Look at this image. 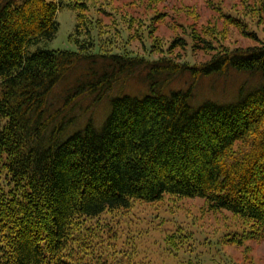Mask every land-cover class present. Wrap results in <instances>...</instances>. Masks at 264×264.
<instances>
[{
  "label": "trees",
  "instance_id": "obj_1",
  "mask_svg": "<svg viewBox=\"0 0 264 264\" xmlns=\"http://www.w3.org/2000/svg\"><path fill=\"white\" fill-rule=\"evenodd\" d=\"M61 5L0 0V264H120L104 216L166 195L201 198L264 231V42L219 49L197 64L39 47L55 36ZM230 69L259 80L227 102H194L193 82L165 89L183 73ZM139 72L144 92L110 93ZM86 96L107 98L100 122L82 105ZM160 236L162 250H182L195 264L189 231Z\"/></svg>",
  "mask_w": 264,
  "mask_h": 264
},
{
  "label": "rangeland",
  "instance_id": "obj_2",
  "mask_svg": "<svg viewBox=\"0 0 264 264\" xmlns=\"http://www.w3.org/2000/svg\"><path fill=\"white\" fill-rule=\"evenodd\" d=\"M60 1L62 5L56 13L58 30L52 39L39 42V47L83 51L93 46V50L149 59L170 57L197 64L219 49L264 42V0H259L262 4L256 0ZM78 71L75 68L54 88L55 97L66 91ZM258 80L231 69L198 78L183 73L168 82L165 89H184L193 82L194 102L206 98L227 102L236 98L241 85L246 89ZM145 87L139 72L120 79L110 93L140 94ZM107 102L103 97L91 103L86 96L82 105L88 106L94 121L100 122L106 115ZM116 215L120 217L104 219L112 229L120 264L127 258L132 264H194L182 250L171 257L157 240L179 226L192 234L197 257L191 258L195 264H264V231L228 210L208 209L198 197L166 195L158 202H133L130 209Z\"/></svg>",
  "mask_w": 264,
  "mask_h": 264
}]
</instances>
